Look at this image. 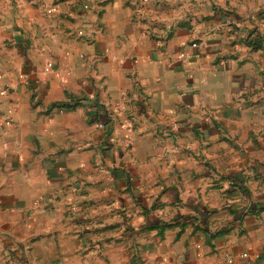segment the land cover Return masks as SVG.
<instances>
[{
  "label": "crops",
  "instance_id": "obj_1",
  "mask_svg": "<svg viewBox=\"0 0 264 264\" xmlns=\"http://www.w3.org/2000/svg\"><path fill=\"white\" fill-rule=\"evenodd\" d=\"M0 90L1 211L74 210L141 264H264V0H0Z\"/></svg>",
  "mask_w": 264,
  "mask_h": 264
},
{
  "label": "rangeland",
  "instance_id": "obj_2",
  "mask_svg": "<svg viewBox=\"0 0 264 264\" xmlns=\"http://www.w3.org/2000/svg\"><path fill=\"white\" fill-rule=\"evenodd\" d=\"M251 35L259 36L256 31ZM260 40L263 41L262 36ZM35 96L31 95L32 103L38 100ZM98 125L96 127L100 129ZM33 204L32 211L27 212L0 210V264H141L143 262L138 261L140 259L138 243L131 247V250L137 253L132 254L133 259L130 261L124 257L128 256L129 245L123 247L114 239L106 240L105 230L94 232L89 218L81 216L83 220H80L79 213L71 209L66 212H49L39 210L37 202ZM83 239L87 240L84 242Z\"/></svg>",
  "mask_w": 264,
  "mask_h": 264
},
{
  "label": "trees",
  "instance_id": "obj_3",
  "mask_svg": "<svg viewBox=\"0 0 264 264\" xmlns=\"http://www.w3.org/2000/svg\"><path fill=\"white\" fill-rule=\"evenodd\" d=\"M247 43L248 44H251V45H255V46H257V47H263V42L259 39V38H257V36L256 37H252V35L250 34L249 36H248V38H247ZM79 104V102H77V103H75V104H73V105H70V104H66V105H61L60 106V108H67V109H73V108H75L77 105ZM229 180H232V183H233V181L235 182L236 180H238V179H236L235 177H232V178H230ZM241 181V180H240ZM241 185H239V186H241L240 188H241V190H242V193L244 194V195H246V196H249V194H248V191L244 188V186L242 185L243 183H242V181L241 182H239ZM260 210H264V205H262V206H260ZM169 225H164V227H168Z\"/></svg>",
  "mask_w": 264,
  "mask_h": 264
},
{
  "label": "built area",
  "instance_id": "obj_4",
  "mask_svg": "<svg viewBox=\"0 0 264 264\" xmlns=\"http://www.w3.org/2000/svg\"><path fill=\"white\" fill-rule=\"evenodd\" d=\"M47 13H50V11H48ZM192 47H196V45H192ZM49 71V67H46L44 69V72H48ZM7 95V92L5 90H0V97H5ZM9 121L3 117V115L0 114V128L9 125ZM99 128L103 129L104 125L102 123H99ZM262 179L264 180V174L262 175ZM242 257H246V255H242ZM228 262L231 263L232 259H228Z\"/></svg>",
  "mask_w": 264,
  "mask_h": 264
}]
</instances>
